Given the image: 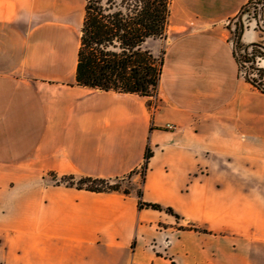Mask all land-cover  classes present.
<instances>
[{
  "label": "crops",
  "instance_id": "1",
  "mask_svg": "<svg viewBox=\"0 0 264 264\" xmlns=\"http://www.w3.org/2000/svg\"><path fill=\"white\" fill-rule=\"evenodd\" d=\"M249 1L172 0L141 97L77 85L87 0H0V264H264V93L227 30Z\"/></svg>",
  "mask_w": 264,
  "mask_h": 264
},
{
  "label": "trees",
  "instance_id": "2",
  "mask_svg": "<svg viewBox=\"0 0 264 264\" xmlns=\"http://www.w3.org/2000/svg\"><path fill=\"white\" fill-rule=\"evenodd\" d=\"M172 0H87L78 54L77 85L85 88L141 97H156L164 66V51L155 56L144 47L148 40L167 37ZM264 0H250L240 13L230 21L227 30L233 44V54L241 71L238 51L245 53L243 62L264 58V47L259 44L246 46L242 42L246 30L245 16L257 20L258 9ZM232 24L235 30H232ZM257 29L264 32L263 25ZM249 49L252 52L249 53ZM259 80L246 78L255 89L264 93V69L258 70ZM152 157L147 151L144 170ZM71 187L91 192H116L118 181L83 178L75 185L73 178L65 180ZM125 193H128L127 191ZM139 197L141 194L139 193ZM140 208L162 211L158 205L140 201ZM166 213L176 216L172 209ZM177 217V216H176Z\"/></svg>",
  "mask_w": 264,
  "mask_h": 264
},
{
  "label": "rangeland",
  "instance_id": "3",
  "mask_svg": "<svg viewBox=\"0 0 264 264\" xmlns=\"http://www.w3.org/2000/svg\"><path fill=\"white\" fill-rule=\"evenodd\" d=\"M116 1H120V0H116ZM259 15L257 20L251 18V16H245L244 17V23L246 27H250V26H257V23L259 22L261 25H263V21H264V8L261 9V6L258 9ZM232 26V30H235V26L234 24L231 25ZM249 53L252 52V49H249L248 51ZM160 55V54H159ZM245 53L243 51H238V56L239 59L241 60L242 63V68H241V77L243 79L246 78H250V79H255V80H259V74H258V70L263 68L264 69V65L262 63V61L264 60V58H256V60L249 62V63H245L243 62V57H244ZM262 81H264V79H262ZM142 179L140 181V183H142L144 175L142 173ZM129 179L127 178L126 180L123 181H118L116 183H118V186H120V188L122 190H125L129 187ZM79 181H73L72 183L77 185ZM115 183V182H113Z\"/></svg>",
  "mask_w": 264,
  "mask_h": 264
},
{
  "label": "built area",
  "instance_id": "4",
  "mask_svg": "<svg viewBox=\"0 0 264 264\" xmlns=\"http://www.w3.org/2000/svg\"><path fill=\"white\" fill-rule=\"evenodd\" d=\"M168 129H170V130H174L175 127L170 125V126H168Z\"/></svg>",
  "mask_w": 264,
  "mask_h": 264
}]
</instances>
